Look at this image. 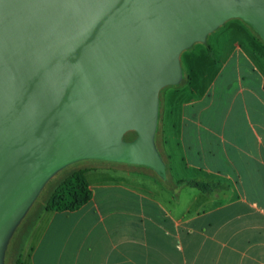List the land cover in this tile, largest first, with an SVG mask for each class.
<instances>
[{
    "label": "water",
    "instance_id": "1",
    "mask_svg": "<svg viewBox=\"0 0 264 264\" xmlns=\"http://www.w3.org/2000/svg\"><path fill=\"white\" fill-rule=\"evenodd\" d=\"M231 19L264 39V0H0V263L39 186L67 163L165 172L160 91L182 81V53Z\"/></svg>",
    "mask_w": 264,
    "mask_h": 264
},
{
    "label": "crops",
    "instance_id": "2",
    "mask_svg": "<svg viewBox=\"0 0 264 264\" xmlns=\"http://www.w3.org/2000/svg\"><path fill=\"white\" fill-rule=\"evenodd\" d=\"M226 39L219 52L204 44L190 54L187 81L164 98L172 182L219 188L170 190L150 175L90 167L92 200L43 210L21 264H264V49L240 28Z\"/></svg>",
    "mask_w": 264,
    "mask_h": 264
},
{
    "label": "rangeland",
    "instance_id": "3",
    "mask_svg": "<svg viewBox=\"0 0 264 264\" xmlns=\"http://www.w3.org/2000/svg\"><path fill=\"white\" fill-rule=\"evenodd\" d=\"M242 27L244 28L245 32H247V34L249 35L251 33L253 34L256 40L254 44L261 46L264 49V39L262 38V36L250 24L243 21L242 19H231L227 21L218 30H216L214 33L209 35L207 39V43H204V44L206 45L208 44L207 45L208 47H215L216 51L219 52V49H225L228 47L229 41L226 38H228V36L230 37V34H234L235 31L239 30V28H240V31L244 32ZM204 44L196 43L193 45L191 49L184 51L182 53L181 66H182V71H183V76H184L182 81L177 85H170V86L164 87L160 91V94H159V107H158V115H157V121H156L157 123L155 127V132H154L153 145L162 163L165 166V172L162 174L145 163L119 161V160L109 159L105 157H93V158L84 157V158L71 161L70 163H67L66 165L58 168L52 174H50L44 180V182L39 186L33 198L30 200V202L26 206L24 212L22 213L20 218L17 220L13 230L8 236L7 242H5L4 247L2 249L0 264H16V261L18 259L17 247L19 245L21 236L23 238L25 234H28L29 230L34 225V221L39 217V215L43 211L42 209L45 207L50 194L57 187V185L74 170L88 169L90 167H97V166H101V167L105 166V167L123 168V169L130 170L133 172L144 173L146 175H150L156 178L159 181H163L165 177L168 179H171L169 157L163 151V146H164V135H163L164 98L166 94L169 92V90L173 88H178L184 82L187 81L186 70H185L186 64L192 65V63L189 62V55L190 54L198 55L200 52L206 50L207 46H205ZM137 136L138 135L136 132L131 131L125 135V140L133 141L137 138ZM23 243H24V240L21 246H23Z\"/></svg>",
    "mask_w": 264,
    "mask_h": 264
},
{
    "label": "trees",
    "instance_id": "4",
    "mask_svg": "<svg viewBox=\"0 0 264 264\" xmlns=\"http://www.w3.org/2000/svg\"><path fill=\"white\" fill-rule=\"evenodd\" d=\"M86 173L87 169H77L71 172L53 190L48 198L45 207L42 210L55 212H74L88 204L93 198V191L91 190L90 185L87 181ZM166 186L170 190H175L178 187L196 188L207 196H211L212 193L219 188V186L214 182H202L191 179L182 180L178 183L169 181L166 183ZM36 220L34 221V223L36 222ZM27 235L28 234H25V236L23 237L24 239L21 236L19 245L17 247L18 259L16 261V264H21V245Z\"/></svg>",
    "mask_w": 264,
    "mask_h": 264
}]
</instances>
